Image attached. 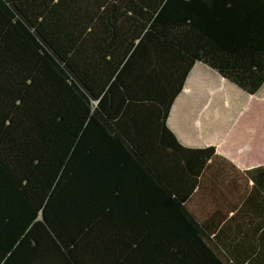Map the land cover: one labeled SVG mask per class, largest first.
Instances as JSON below:
<instances>
[{"label": "trees", "instance_id": "16d2710c", "mask_svg": "<svg viewBox=\"0 0 264 264\" xmlns=\"http://www.w3.org/2000/svg\"><path fill=\"white\" fill-rule=\"evenodd\" d=\"M264 85V0H0V264H264V166L168 124L196 62Z\"/></svg>", "mask_w": 264, "mask_h": 264}, {"label": "crops", "instance_id": "0c3cea01", "mask_svg": "<svg viewBox=\"0 0 264 264\" xmlns=\"http://www.w3.org/2000/svg\"><path fill=\"white\" fill-rule=\"evenodd\" d=\"M200 76L206 81H200ZM203 85L208 86L209 92L202 91ZM206 100L207 103L204 102ZM262 109L264 85L256 94H250L199 61L193 66L182 92L172 106L168 124L184 145L191 147L214 145L219 153L242 170H248L264 166V143L261 145L258 138L248 137L251 133L245 131V127H249L245 122L255 119L258 116L257 112L264 111ZM258 125L259 123L252 125L251 128ZM262 128L263 132L264 127ZM239 131L246 133L240 136L245 142L243 145H238V139L236 141L234 139V135L238 136ZM254 140L260 145L252 149L249 143ZM248 144L252 151L251 157L246 156L242 159L238 155L249 154Z\"/></svg>", "mask_w": 264, "mask_h": 264}, {"label": "rangeland", "instance_id": "374dc122", "mask_svg": "<svg viewBox=\"0 0 264 264\" xmlns=\"http://www.w3.org/2000/svg\"><path fill=\"white\" fill-rule=\"evenodd\" d=\"M199 80L200 81H206L204 78H203V76H200V78H199ZM202 88H204V89H202V91L204 92V93H206L207 91H208V86L206 87L205 85H203V87ZM205 89H207L206 91H204ZM209 92V91H208ZM209 94V93H208ZM222 96H223V94H221V98H222ZM205 103H207L208 101L206 100V101H204ZM203 102V103H204ZM202 103V104H203ZM262 110H264V109H262ZM258 113V116L257 117H255V119H251V120H248L247 122H245V123H247L248 125H249V127H245V131H247L248 130V132L249 133H251V135L250 136H248V137H256V138H258L259 140V142L261 143V145H263V143H264V131L262 132V130H263V128L262 127H264V111H262V112H257ZM260 114V115H259ZM247 117V116H246ZM244 123V124H245ZM257 123H259V125L257 126V127H253V128H251V126L252 125H255V124H257ZM245 126H247L246 124H245ZM241 134H246V133H244V132H240L239 131V133H238V136L235 134L234 135V139H235V141L237 140L238 142H237V144L239 145V144H241V145H243V144H245V142H243L242 140H241ZM257 141V140H256ZM243 143V144H242ZM249 144H251V147H252V149L254 148V147H256V146H259L260 144H258V143H256L255 142V140L253 141V142H250ZM249 144L247 145V150H248V152H249V154L247 155L246 153H245V155H241V153L238 155V156H241V158L242 159H245L244 157H246V156H249V157H251V155L250 154H252V151H251V147L249 146ZM217 148V147H216ZM244 148H245V145H244ZM260 148V147H259ZM217 150H218V148H217Z\"/></svg>", "mask_w": 264, "mask_h": 264}]
</instances>
